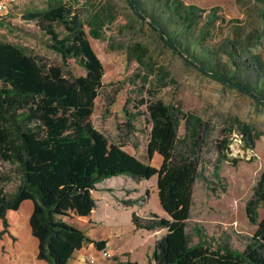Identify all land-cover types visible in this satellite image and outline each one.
Here are the masks:
<instances>
[{
  "label": "trees",
  "instance_id": "1",
  "mask_svg": "<svg viewBox=\"0 0 264 264\" xmlns=\"http://www.w3.org/2000/svg\"><path fill=\"white\" fill-rule=\"evenodd\" d=\"M127 2L133 14L147 23L174 55L203 76L250 97L264 108L262 87L215 70L209 53L203 51L196 55L188 49L190 42L183 35V27L191 29L196 23L192 7L179 0H167L165 4L158 1V4L153 2L156 14H151L142 0ZM30 6L22 10V19L37 26L44 45L62 62H50L32 54L29 48L0 36V221L3 225L0 240L9 234L8 212L18 211L22 203L29 200L34 206L30 218L32 235L39 242L37 258L47 264H69L84 246L94 245L102 251L107 241L96 240L86 230L64 220L58 211L59 203L48 200V191L41 186V180L59 175L85 186H96L120 176L136 181L150 180L157 175L158 169L124 150L123 145L110 142L94 126L96 100L105 88V68L73 5L66 0H46L43 6ZM209 19V24L214 25L215 12ZM92 32L95 38L101 36L99 31ZM209 34L204 30L201 42L195 45L203 44ZM138 51L142 57L147 48L140 47ZM70 59L85 70V75L77 76L69 69ZM113 99L108 101L109 106L113 105ZM141 104L146 106V111L138 114L145 116L151 126L147 158L151 160L156 154L163 158L169 191L177 187L200 153L209 147L216 155L213 164L216 180L210 181L208 189L210 195L217 196L215 187L221 182L220 164L236 162L228 156L232 126L218 128L216 123L190 117L181 106L175 107L160 99L141 101ZM182 120L187 130L183 138L178 132ZM239 127L246 147L254 148L259 136L247 125L239 123ZM197 178L203 179L202 174L197 173ZM221 193H227L225 187ZM147 198L148 194L141 200ZM137 203L138 200L124 201L128 206ZM244 210L249 223L256 227L252 235L222 226L211 234L207 227L199 224L187 232V224L185 252L210 248L225 256L219 264H264V213L261 216V211L264 212V167ZM131 223L135 230L143 231L165 230L172 224L170 219L155 213L145 218L133 213ZM166 241V237L156 241L152 257L145 264H174L165 251ZM109 264L141 263L131 260L130 254L125 253L113 256Z\"/></svg>",
  "mask_w": 264,
  "mask_h": 264
},
{
  "label": "rangeland",
  "instance_id": "2",
  "mask_svg": "<svg viewBox=\"0 0 264 264\" xmlns=\"http://www.w3.org/2000/svg\"><path fill=\"white\" fill-rule=\"evenodd\" d=\"M45 1L18 0L9 14L0 15V36L29 48L34 55L60 64L61 58L44 45L37 26L21 17L23 9L31 7V4L43 6ZM66 1L79 13L91 46L105 68V88L96 100L92 117L94 126L110 142L123 145L124 150L158 169L157 175L150 180L136 181L120 176L108 179L98 186L76 190L75 193L94 205L96 213L106 215V219L111 214L116 216L123 228L110 234L105 226H99L96 228V235L110 236V247L114 252L115 248L117 252L120 247L128 248L127 245L136 232L129 225L132 214L145 218L154 213V204L150 201L153 195L168 213L161 217L174 218L172 229H165L169 231L160 235L161 238H167L172 259L182 254V264H218L225 256L214 249L185 252L186 226L188 224L187 232L195 224L207 227L211 234L218 232L219 226L234 229L244 235L255 232L256 227L249 223L244 207L264 167V108L250 97L203 76L174 55L148 24L133 14L127 0ZM142 1L151 14H156L153 2L165 4L167 0ZM179 1L192 7L196 17V23L191 29L183 27V35L190 42L188 49L196 55L203 51L209 53L215 70L219 69L246 83L258 85L264 93V0ZM214 12L215 24L211 26L209 16ZM206 29L210 34L204 43L195 45L201 42V33ZM92 31H99L101 36L95 38ZM140 47L147 48V53L142 57L138 51ZM238 64L241 65L240 68ZM68 65L75 75H85V70L75 60L70 59ZM112 98L113 105L109 106L108 101ZM155 99L175 107L181 106L190 117L216 123L218 128L232 126L228 156L236 162L224 161L220 164L221 182L215 187L217 196L222 194L223 187L226 188V194L220 197L210 195V181L216 180L213 176L216 155L209 147H205L200 153L177 187L169 191L167 167L163 158L158 154L151 160L147 158L151 126L145 116L138 114L146 111V106L141 101ZM239 123L251 127L259 136L254 148L246 147ZM178 132L182 138L187 134L185 120L181 121ZM197 173H201L203 179H198ZM61 178L59 175L43 178L44 186L51 188ZM93 192L100 199H93ZM147 194L149 198L141 200ZM130 200H138V203L131 206L124 204V201ZM66 204L71 213L75 211L84 216L89 213L85 207L78 210L75 204ZM263 213L261 211V216ZM106 223L108 222L105 221L104 224ZM196 241L194 238V242ZM0 258V264H10L9 261L5 263L1 256ZM13 259L17 260L16 257Z\"/></svg>",
  "mask_w": 264,
  "mask_h": 264
},
{
  "label": "crops",
  "instance_id": "3",
  "mask_svg": "<svg viewBox=\"0 0 264 264\" xmlns=\"http://www.w3.org/2000/svg\"><path fill=\"white\" fill-rule=\"evenodd\" d=\"M41 185H43L42 187L48 191V200L50 202L59 203L58 211L60 213V216L64 220L72 222L80 228L86 230L88 235H90L92 238L96 240H106L107 244L105 249L110 251L112 256H121L125 253H130L131 260L137 261L141 264H145L151 259L155 243L157 240L161 239L160 235L163 232H168L170 229H172L174 218L166 217L170 219L172 223L168 231L136 230V232H134V235H132L133 240H131L129 245H127L128 248L120 247L118 248L120 250L119 252H117V248H115L116 252H114V249L110 247V236H97L95 233L96 228L99 226H105L110 234L114 230L121 231V229L123 228L117 222L116 216H113L111 214L109 219H106V215L96 213L94 205L89 200H87L86 198H81L77 193H75L77 189H82V187L87 186L82 185L74 180H66L64 177L61 178V181H59L57 185H52L51 188H47L44 186L43 179L41 180ZM98 185L99 184H97L96 186ZM95 194L96 193L94 192L92 193L93 199H100V197ZM150 199L152 204H154L155 209H153V211L155 214L159 216H163L164 214L166 216L168 215V213L164 211L163 204H160L157 197L152 195ZM66 202L70 203L71 205L75 204L78 210H80L82 207H85L89 211V213L84 216L83 214H78L70 209V211H72L71 213L67 208ZM33 208V203L28 200L22 203L18 211L8 212L7 218L10 225L9 234H5L0 240V256L3 258L2 260L5 263L9 261L10 264H47L45 261L39 260L37 258L39 242L38 239H36L32 235L30 226V218L33 212ZM181 208L182 205L181 207H179V211L181 210ZM65 213L66 215H64ZM105 221L108 223L104 224ZM129 225H131V227H133V230H135L131 222H129ZM180 227L182 228V224ZM2 229L3 225L2 227H0V231ZM114 236H117V234H115ZM165 251L168 255L169 261L174 264H182V254L175 259H172V257L170 256L167 241ZM15 257L17 259L16 261H14L13 259ZM91 259H94L95 261L93 264H109V259L103 257L101 251L97 250L94 245L84 246L82 249L76 252L73 260L69 264H91Z\"/></svg>",
  "mask_w": 264,
  "mask_h": 264
},
{
  "label": "built area",
  "instance_id": "4",
  "mask_svg": "<svg viewBox=\"0 0 264 264\" xmlns=\"http://www.w3.org/2000/svg\"><path fill=\"white\" fill-rule=\"evenodd\" d=\"M18 0H1L0 1V15H7L9 11L17 4ZM101 254L106 259H111L113 256L110 251L104 249L101 251ZM95 261L94 259L90 260V263L93 264Z\"/></svg>",
  "mask_w": 264,
  "mask_h": 264
}]
</instances>
